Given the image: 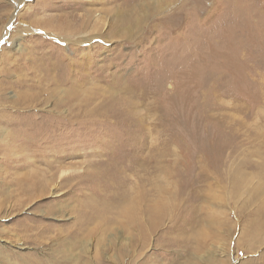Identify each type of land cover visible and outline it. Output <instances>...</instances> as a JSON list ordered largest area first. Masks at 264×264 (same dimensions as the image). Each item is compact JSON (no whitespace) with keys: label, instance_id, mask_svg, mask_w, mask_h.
<instances>
[{"label":"rangeland","instance_id":"obj_1","mask_svg":"<svg viewBox=\"0 0 264 264\" xmlns=\"http://www.w3.org/2000/svg\"><path fill=\"white\" fill-rule=\"evenodd\" d=\"M20 1L0 0V264H264V0L150 3L133 40L85 49L93 23L50 19L120 1ZM66 56L80 87L41 84L38 59ZM42 90L46 104L24 106ZM48 115L61 138L13 124ZM28 173L59 175L25 195Z\"/></svg>","mask_w":264,"mask_h":264},{"label":"bare ground","instance_id":"obj_2","mask_svg":"<svg viewBox=\"0 0 264 264\" xmlns=\"http://www.w3.org/2000/svg\"><path fill=\"white\" fill-rule=\"evenodd\" d=\"M119 1L121 3L117 4L112 9H106V10H102V11L94 10L95 13H93V10L90 11V12H86V16H88V18L92 17V21H86V20H84V18L79 17V16L69 15V16H63V17H58V18H52V19H50L49 22H53L54 21L55 25L58 26V29L56 28V30L61 29V32H63L64 30H71V31H73L72 33H76V27L81 29L85 25L93 23V30L95 29L94 31H97V34H101V36L100 37H96V36L91 37L92 35L90 36L85 31L82 32V33L78 31L79 32V36H81V38L76 40L74 45H75V47H81V48L84 47V49L86 47H89L90 45H92V43H93V41L95 39H99V41H101L102 43H104L106 40H109L111 38H115V39L117 38V39H120V40H125V39L126 40L127 39L128 40H130V39L133 40V38H131V37L134 36L135 32L139 31L141 29L142 25L146 22V17L143 16L145 14V12H146L145 7L148 4H150V3H155V2L156 3H160L162 0H116L117 3ZM25 2H26V0H21L20 1V4L18 5V8L16 7L18 9L17 12L21 11L23 9V7H25ZM112 2H113L112 0L109 1V3H112ZM150 6H152V5H150ZM153 9L156 10L157 6H154ZM154 13L155 12H153V14ZM112 15H114V16H113V18L111 20V16ZM145 16H147V15H145ZM51 25L52 24H50V26ZM105 29H106V31H104ZM51 37H53V39L59 41V43L63 42L66 45H70L69 43H71L70 39H66V40L65 39H60L56 35H51ZM54 43H58V42L54 41ZM185 45H186V42H184L182 44V46H184V47H185ZM77 49L78 48H76V50ZM66 58H67V60L61 58V59L55 60L52 63H51V59H49L48 57H44V58L38 59V61L43 64V67L41 65H39L40 63L36 66V69L38 70L36 72H39L41 74V77H42V79L40 80V83L41 84L45 83L44 85L47 84L48 86L50 84L59 86V85L67 83V84H71L74 87H80V86H77V84L79 83L78 79L81 80L82 76H86L85 73H84V69H85L84 65L78 66L77 64H75L73 62L71 63L70 61H72V60L70 58L68 59V56H66ZM33 62H35V61H33ZM49 66H51L52 68L48 69ZM79 75H81V76L78 78ZM47 91H49L48 87H47ZM79 91H81V90L77 89V88H73V90L70 92L71 93L70 95H76V97H74L75 101L76 100L79 101V99H78L80 97L79 93H81ZM42 92H44V91L43 90L40 91L37 95H32L30 97L27 96L28 98L26 97L27 99L25 100L24 106L25 107L35 106V108H36V106H38V105L46 104L47 100L46 101L45 100H40L42 98V97L40 98V96H42L44 94V93L42 94ZM91 101H92V105H93V100L91 99ZM34 102H36V105L34 104ZM78 106H79V104H78ZM99 106H101V105H99ZM116 111H118V110H116ZM95 112H97V110ZM88 114L89 113H87V115ZM83 115H85V114H83ZM88 116L90 118V115H88ZM120 116H122V115H120ZM102 117H104V116H102ZM108 117H110V116H108ZM79 119H81V118H79ZM23 120H26V121L22 122ZM75 122H76V120H75ZM13 124H14L15 127H17L18 132H20L21 137L29 135V138L31 139L32 134H34L36 136L39 133V134L43 135L45 140H47L48 142L51 139L61 138L62 137V130L64 128L62 123L60 121L57 122V119L54 116H51V115H48L46 117H42L41 120H36L35 122L32 121L31 119H28V118L24 117L19 123L15 124V122H13ZM80 124H81V122H80ZM91 124L94 125L93 123H91ZM82 126H84V125H82ZM33 132H35V133H33ZM72 133H73V130H72ZM26 141H27V143H30L29 140H26ZM39 145H40L39 143L36 144L37 147ZM58 175H59V173H57L56 175L51 176L50 178L49 177H43L44 180H41L39 178L31 177V174L28 173L27 176H25V177L23 176V177H21L19 179L23 181L27 177L33 178V179H30V180L26 181V183L23 184V186H22L24 194L27 195V194L32 193L33 191L34 192L35 191H39L41 193H44L45 191L49 190L48 188L52 187V185L54 184V182H55V180H56ZM56 187H58L57 183H56ZM141 201H143V195L142 194L139 195L138 199H136V200L135 199H131V200L128 201L129 202L128 203V209L129 210H127L125 213L128 216V221L130 223H132V224H138L139 223L140 219L138 217V210H139V205H140ZM157 204L159 205V203H157ZM152 209L153 210H152V212L150 211L151 212L150 215H152V218H156L155 209H158V208L154 207ZM149 210H151V209H149ZM136 211H137V214H136ZM139 215H140V210H139ZM145 215H148V214H145ZM157 217L158 218H156V220H158L159 218L163 217L162 213L157 215ZM148 220H150V219H148ZM151 222H153V221H151ZM35 236H39V233L35 234Z\"/></svg>","mask_w":264,"mask_h":264}]
</instances>
